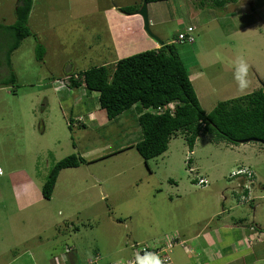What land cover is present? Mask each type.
I'll list each match as a JSON object with an SVG mask.
<instances>
[{
  "label": "rangeland",
  "instance_id": "1",
  "mask_svg": "<svg viewBox=\"0 0 264 264\" xmlns=\"http://www.w3.org/2000/svg\"><path fill=\"white\" fill-rule=\"evenodd\" d=\"M17 1L0 0V264H140L157 248L161 264H193L197 241L188 239L198 233L217 241L215 228L227 232L220 249L246 229L264 231V144L200 135L189 152L178 134L145 162L134 147L142 139L135 109L109 120L97 93L64 87L81 70L153 48L141 17L117 10L140 0H33L31 35L8 55L14 36L2 24H14ZM214 2L147 4L151 33L175 44L206 113L264 85V0ZM188 27L193 42L178 41ZM70 155L83 161L59 172L46 200L52 167ZM240 167L252 179L235 177ZM232 224L240 230L225 228Z\"/></svg>",
  "mask_w": 264,
  "mask_h": 264
},
{
  "label": "trees",
  "instance_id": "2",
  "mask_svg": "<svg viewBox=\"0 0 264 264\" xmlns=\"http://www.w3.org/2000/svg\"><path fill=\"white\" fill-rule=\"evenodd\" d=\"M145 1L150 4L168 0ZM226 2L215 0L214 3L222 7ZM140 6L119 7L117 10L129 15ZM32 7L33 0L17 1L15 22L8 27L14 36L8 55L31 35L28 19ZM188 28L185 33L177 35L178 41L193 42L190 35L193 31H188ZM179 35L183 36L182 40ZM44 53V48L37 46V59L41 60ZM11 78L13 82L14 74ZM65 85L70 89L82 87L87 95L97 93L99 107L109 120L135 109L142 139L134 147L145 162L165 153L169 141L178 134L183 136L189 152L193 151L200 135L209 136L211 141L233 145L245 140L264 143V85L249 94L219 102L206 113L174 43H163L158 48L115 60L111 67L101 64L81 70L71 75ZM158 108L160 111L156 112ZM81 161L82 158L78 160L74 155L58 161L43 185V198L50 199L61 170L77 167ZM145 255H150V250Z\"/></svg>",
  "mask_w": 264,
  "mask_h": 264
},
{
  "label": "crops",
  "instance_id": "3",
  "mask_svg": "<svg viewBox=\"0 0 264 264\" xmlns=\"http://www.w3.org/2000/svg\"><path fill=\"white\" fill-rule=\"evenodd\" d=\"M15 7H16V4H15ZM114 8H115V5H112L111 8L109 9L110 10L109 12L113 13L112 14L113 16L110 15L109 17L116 19L118 15L116 14L117 10ZM30 15H29V20H30ZM134 16L136 19L137 17L139 18V16L136 14ZM14 17H15V14H14ZM113 23L116 25L115 21H113ZM113 23L111 26H114ZM2 25H5L7 27L11 26L9 25V20H7L5 24H2ZM152 46L154 49L159 47V45L155 41L152 43ZM59 84L62 85V82H60ZM60 88L62 89L61 86ZM248 193H249V190L246 192V194ZM232 225L234 226L225 225V228L233 232H236L240 230L241 228L239 226H236V224H232ZM221 227H224V226L221 225ZM214 231L219 232V234H217V237H216L217 241H213L210 237L202 238L200 237L201 234L199 233L196 235L197 237L188 239L190 240V243H192V241H197L196 246H192L195 248L193 250L194 251L193 264H264V251H263L264 231L262 229L258 230V229H253L252 227L248 230L246 229L244 233L240 234L239 237L236 240H234V243L232 245L228 246L227 248H220V249H219L220 245L226 244L224 242V236L227 232L223 230L220 231L219 228H215ZM201 238L204 240L200 241ZM198 239H199V242H198ZM183 248L185 249V247ZM156 250H159V249L157 248ZM190 253H191V250L189 249L186 250V254H190ZM228 253L231 255V257L232 255H234L235 258L232 257V260L230 262L221 261L220 259L222 258V256ZM238 253H240L239 257L236 256V254Z\"/></svg>",
  "mask_w": 264,
  "mask_h": 264
},
{
  "label": "clouds",
  "instance_id": "4",
  "mask_svg": "<svg viewBox=\"0 0 264 264\" xmlns=\"http://www.w3.org/2000/svg\"><path fill=\"white\" fill-rule=\"evenodd\" d=\"M247 72H248V66H247L246 62L242 58L241 59H238V61H237V67H236V72H235V78L238 81V84L241 87V89H243V88H245L247 86V80H246ZM64 87L66 88V85L65 84H64ZM243 175H247V178L248 179H252L253 172L249 168H247V167H240V168H238V170L236 171V173H235L234 176L235 177L244 178L245 181H247L246 177H244ZM195 179H199L198 180V185H201V186H205L206 185V180L204 178H202V177H200V178L195 177ZM200 180H205V183H201L200 184L199 183ZM246 185L247 184H245V186L243 188L244 189V192H246V191L249 190V189H245ZM239 188H242V187L240 186ZM150 252H152L151 254H155L157 256L159 255V250L153 249ZM142 258H143V260H141L140 264H161L160 260L157 257H155V256L146 255L145 257H142ZM132 261H135V260H132ZM132 261H129V262L131 263Z\"/></svg>",
  "mask_w": 264,
  "mask_h": 264
},
{
  "label": "water",
  "instance_id": "5",
  "mask_svg": "<svg viewBox=\"0 0 264 264\" xmlns=\"http://www.w3.org/2000/svg\"><path fill=\"white\" fill-rule=\"evenodd\" d=\"M134 14L138 15L139 17H141L142 22H143V29H144L145 33L151 39H153L159 46H162L163 42L161 40H159L156 36H154L151 33V31H150L149 21H148V16H147V3H146L145 0L142 1L140 8ZM250 141L259 142V141H256V140H245L244 142H250ZM260 143H262V142H260Z\"/></svg>",
  "mask_w": 264,
  "mask_h": 264
},
{
  "label": "built area",
  "instance_id": "6",
  "mask_svg": "<svg viewBox=\"0 0 264 264\" xmlns=\"http://www.w3.org/2000/svg\"><path fill=\"white\" fill-rule=\"evenodd\" d=\"M188 31H193V29L189 27V28H188ZM179 39L182 40V39H183V36H182V35H179ZM188 41L191 42L190 39H189ZM159 111H160V109L158 108V109L156 110V112H159ZM199 183H200V184H201V183H205V180H200ZM150 255H151V256H155V257L157 256V255H155V254H150ZM140 260H143V258L141 257ZM131 264H137V261H132Z\"/></svg>",
  "mask_w": 264,
  "mask_h": 264
}]
</instances>
